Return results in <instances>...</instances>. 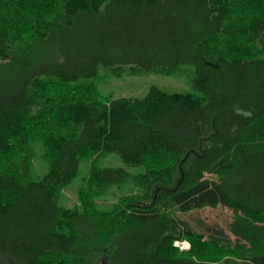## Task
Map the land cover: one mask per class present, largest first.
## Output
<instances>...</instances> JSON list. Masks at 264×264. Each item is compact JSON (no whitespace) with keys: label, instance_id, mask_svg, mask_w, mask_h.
Segmentation results:
<instances>
[{"label":"trees","instance_id":"trees-1","mask_svg":"<svg viewBox=\"0 0 264 264\" xmlns=\"http://www.w3.org/2000/svg\"><path fill=\"white\" fill-rule=\"evenodd\" d=\"M183 66L195 69L192 92L152 85L113 100L96 82L101 68L181 77ZM111 154L141 171L101 168ZM37 155L50 167L36 179ZM82 162L80 204L61 205ZM220 207L233 239L180 217ZM8 261L264 264V0H0Z\"/></svg>","mask_w":264,"mask_h":264},{"label":"rangeland","instance_id":"rangeland-1","mask_svg":"<svg viewBox=\"0 0 264 264\" xmlns=\"http://www.w3.org/2000/svg\"><path fill=\"white\" fill-rule=\"evenodd\" d=\"M127 70V71H126ZM181 77L169 76L157 73L137 72L133 74L129 69H122L121 71L110 72L109 75L105 68L100 69L99 78L96 80L100 91L104 95H112L113 100L119 98L142 97L146 94L148 88L152 85H157L168 92L187 93L192 92L193 79L195 78V69L192 66H183ZM37 153H40L39 147L34 145ZM33 176L38 178L49 171V163L43 162L37 155L33 161ZM101 168H119L123 167L126 170L136 173L141 171V168L127 167L117 154H111L101 159L99 162ZM91 170L90 162H82L80 166L79 176L68 186L62 194L60 204L69 208H74L80 204L78 190L83 177L89 175ZM132 184H126L122 187H115L108 193L104 194L98 200V205L101 210H110L112 204L120 197L130 194L133 189ZM180 217L189 220L196 229L202 231L206 226L223 228L229 238L233 239L228 226L233 220V212L228 208L220 207L218 209H204L193 212L188 215L180 214ZM181 250H188L190 244L186 242H178ZM188 245V247L186 246ZM8 264H13L11 261ZM105 264V262L101 263Z\"/></svg>","mask_w":264,"mask_h":264},{"label":"clouds","instance_id":"clouds-1","mask_svg":"<svg viewBox=\"0 0 264 264\" xmlns=\"http://www.w3.org/2000/svg\"><path fill=\"white\" fill-rule=\"evenodd\" d=\"M238 113L241 114V115H244V116H251L250 112H244L242 110H238Z\"/></svg>","mask_w":264,"mask_h":264},{"label":"bare ground","instance_id":"bare-ground-1","mask_svg":"<svg viewBox=\"0 0 264 264\" xmlns=\"http://www.w3.org/2000/svg\"><path fill=\"white\" fill-rule=\"evenodd\" d=\"M120 67H121V66H120ZM131 68H132V67H131ZM80 165H82V164H80ZM126 171H127V170H126ZM77 172H78V171H77ZM132 174H133V173H132ZM132 174H131V175H132ZM85 179H86V178H85ZM134 186H135V185H134ZM140 187H141V186H140ZM113 188H114V187H113ZM142 189H143V188H142ZM103 194H106L105 191H104ZM99 196H100V195H99ZM99 196H98V198H99ZM131 197H132V196H131ZM98 198H97V199H98ZM186 246L188 247V245H186Z\"/></svg>","mask_w":264,"mask_h":264}]
</instances>
